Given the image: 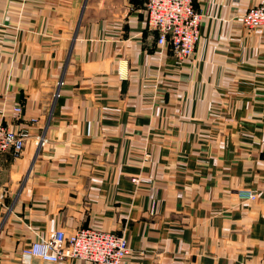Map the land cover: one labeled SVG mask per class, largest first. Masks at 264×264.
Masks as SVG:
<instances>
[{"label": "crops", "instance_id": "obj_1", "mask_svg": "<svg viewBox=\"0 0 264 264\" xmlns=\"http://www.w3.org/2000/svg\"><path fill=\"white\" fill-rule=\"evenodd\" d=\"M260 5L193 0L178 61L141 0H0V122L29 135L0 159V264L80 228L122 235V264H264Z\"/></svg>", "mask_w": 264, "mask_h": 264}, {"label": "built area", "instance_id": "obj_2", "mask_svg": "<svg viewBox=\"0 0 264 264\" xmlns=\"http://www.w3.org/2000/svg\"><path fill=\"white\" fill-rule=\"evenodd\" d=\"M144 3L146 26L157 33V44L168 46L178 61L189 59L200 35L201 15L194 9L193 0H141ZM243 26L256 29L264 26V5L246 11ZM19 113V108H14ZM29 135L14 131L0 122V159L11 151L19 156ZM134 181V180H133ZM245 196L251 197L250 194ZM24 257H33L51 264L79 260L90 264H122L130 255L123 236L93 228H80L72 233L62 230L30 243L21 250Z\"/></svg>", "mask_w": 264, "mask_h": 264}, {"label": "rangeland", "instance_id": "obj_3", "mask_svg": "<svg viewBox=\"0 0 264 264\" xmlns=\"http://www.w3.org/2000/svg\"><path fill=\"white\" fill-rule=\"evenodd\" d=\"M251 30H255V29H251ZM183 61H184V60H183ZM133 180H134V181H133ZM131 182H132V183H137V182H138V179H137V178H132V179H131ZM100 231H101V230H100ZM107 232H110V231H107ZM117 236L120 237V236H122V235H118V234H117ZM27 246H28V245H27ZM25 247H26V246H25Z\"/></svg>", "mask_w": 264, "mask_h": 264}]
</instances>
